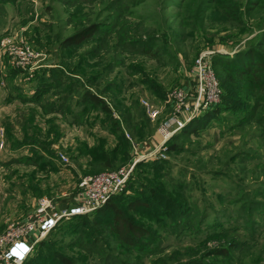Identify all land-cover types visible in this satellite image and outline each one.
<instances>
[{"label": "rangeland", "instance_id": "rangeland-1", "mask_svg": "<svg viewBox=\"0 0 264 264\" xmlns=\"http://www.w3.org/2000/svg\"><path fill=\"white\" fill-rule=\"evenodd\" d=\"M234 1L243 34L212 0H47L44 19L0 33L41 53L31 70L0 58V232L42 197L72 204L84 175L131 168L109 207L60 219L27 264H264V94L220 98L164 141L157 128L170 108L150 120L142 104H165L175 86L191 93L203 50L246 60L232 53L256 45L264 0ZM113 208L138 232L131 243L113 231Z\"/></svg>", "mask_w": 264, "mask_h": 264}, {"label": "built area", "instance_id": "built-area-1", "mask_svg": "<svg viewBox=\"0 0 264 264\" xmlns=\"http://www.w3.org/2000/svg\"><path fill=\"white\" fill-rule=\"evenodd\" d=\"M40 55L39 51L22 38L15 40L12 35L0 38V58L9 56L24 69H35ZM211 56V50H203L194 59L191 69V93L187 86H175L168 92L165 104L159 107L142 100L150 120H155L165 107L170 108L171 116L157 128L163 141L191 118L220 101L221 87L211 67ZM179 114L183 116V120L177 118ZM162 143L160 142L159 146ZM62 159L65 157L62 156ZM137 160L138 158H135L133 164ZM130 169L122 168L82 176L76 184L71 198L73 203L70 205L59 198H40L26 220L11 224L0 232V260L4 263L21 264L30 254L34 244L60 219L94 211L116 195L123 187Z\"/></svg>", "mask_w": 264, "mask_h": 264}, {"label": "trees", "instance_id": "trees-1", "mask_svg": "<svg viewBox=\"0 0 264 264\" xmlns=\"http://www.w3.org/2000/svg\"><path fill=\"white\" fill-rule=\"evenodd\" d=\"M2 1H12V0H2ZM212 2L214 3L216 8H219L221 10L222 18H224V21H230L232 23L237 22L236 24L240 26L237 28L238 29L237 34H243L244 31L247 29V26L243 24V21L240 18V12H239L240 6L237 3V1L212 0ZM257 12H260L262 15H264V4H261L257 8ZM263 21H264V17H260L256 19V29H258V31L260 32V35L257 38L258 40H257L256 45L254 46L251 43L245 42L241 48H239L238 50L232 53V55H236V54H242L243 52L246 51L245 53L246 55H248L246 60H243V62L234 64V65H229L227 64V62L218 60V57L216 56V54H213L211 56L214 69L216 67H221L220 69H225V72L223 73L215 72L218 78V81H219V85L221 87V99L222 100H225V101L226 100H239L240 97L238 93L251 94V93H254L252 91H257L259 93L264 94V53H262L261 50L259 49V47L264 46ZM93 28H96L95 24L88 26L87 28H83L77 31L75 34L66 37L62 41V43H64V45L69 46L74 41V38L79 37L80 35L85 33L86 30L93 29ZM58 97H61V94H58ZM92 99L95 102L100 101L99 98L95 96L92 97ZM259 100L260 98H256V100L254 101L252 105V108L250 109V111H248L247 117L253 116L255 110H257L258 107L261 106V104L258 102ZM219 105L220 104L218 103L214 106L216 108ZM214 106L211 107L210 109L202 111L201 112L202 114L199 113V115L200 114L202 116L206 115V117H208V115H210L209 112L215 109ZM246 120H248V118H246L244 121ZM244 121H242V123ZM186 125L185 126L187 128L188 127L192 128L191 124H186ZM121 137H123V135H120V138ZM98 157H102L104 159L105 155L103 153V154H100ZM102 163H104L103 164L104 168H108L110 166V162L108 160H105ZM113 196L111 198H113ZM109 200L104 205H102L96 210L109 207ZM113 210L115 211V215L112 219V222H114V225L113 227L111 225L113 231L116 232L118 235L122 236V238H127V240L131 243L130 235L131 234L133 235L135 233L138 234V232L134 230V225L123 216V214L121 213L119 209L113 208ZM142 244L143 242L141 240H139L136 243V245L138 246ZM223 253L225 252L223 251ZM25 260L21 264H27Z\"/></svg>", "mask_w": 264, "mask_h": 264}, {"label": "crops", "instance_id": "crops-1", "mask_svg": "<svg viewBox=\"0 0 264 264\" xmlns=\"http://www.w3.org/2000/svg\"><path fill=\"white\" fill-rule=\"evenodd\" d=\"M46 1L47 0H0V33L9 30L7 25H9L10 21L28 20L29 22H35L44 19L45 11L43 9V4ZM3 34L5 33L0 34V38Z\"/></svg>", "mask_w": 264, "mask_h": 264}]
</instances>
